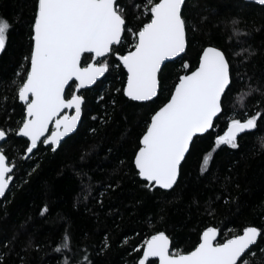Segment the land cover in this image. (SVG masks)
Wrapping results in <instances>:
<instances>
[{
  "label": "trees",
  "instance_id": "1",
  "mask_svg": "<svg viewBox=\"0 0 264 264\" xmlns=\"http://www.w3.org/2000/svg\"><path fill=\"white\" fill-rule=\"evenodd\" d=\"M34 3L0 0V16L13 25L6 50L0 54V127L6 131L15 128L24 115L22 103L14 99L15 87L9 89L8 85L23 58L30 54ZM187 5L184 14L197 30L189 33L187 55L166 63L165 88L154 103L130 102L116 91L123 87L126 72L122 66L115 68L112 56V69L96 85L82 90L87 103L81 121L56 152L40 143L30 159L24 158L27 140L11 132L0 143L9 162L16 165L13 181L0 197V244L17 237L7 247L0 246L2 264H62L63 256L53 249L66 230L70 247L63 253L71 257L72 264H85V255L94 264H136L143 241L159 231L170 238L171 251L187 252L209 226L220 229L219 242L229 233H241L246 226L264 228V151L256 139L264 136V122L258 130L241 134L239 149L227 145L218 148L208 171L201 174L203 156L212 150L215 137L224 134L233 118L231 97L243 86L239 80L233 84L225 113L208 134L195 139L172 190L148 192L135 177L131 161L145 120L184 73V61H189L192 69L197 66L204 46L211 44L224 50L234 69L243 59L234 53L250 46L256 54L239 70H246L254 85H264V6L244 0H187ZM201 17L207 20L202 22ZM233 18L239 20L241 32L248 33L239 37L241 43L232 37L229 22ZM129 43L130 37L123 44L125 51ZM82 59L87 61L88 54ZM67 91L70 95L72 89ZM257 101H264V95L252 96L235 118L264 109V105L257 106ZM90 129L97 131L93 134ZM45 205L49 211L41 216ZM105 242L110 246L101 252ZM260 247L264 248V242ZM252 250L258 252L257 248Z\"/></svg>",
  "mask_w": 264,
  "mask_h": 264
},
{
  "label": "snow or ice",
  "instance_id": "2",
  "mask_svg": "<svg viewBox=\"0 0 264 264\" xmlns=\"http://www.w3.org/2000/svg\"><path fill=\"white\" fill-rule=\"evenodd\" d=\"M255 3L264 6V0H255ZM187 6V0H129V3L125 0H35L30 23V54L23 58L8 85L9 89L15 87L14 99L22 102L24 115L15 128L6 131L0 127V141L6 140L10 132L27 138L25 158L28 159L40 143L56 152L62 141L76 132L81 121L87 103L82 90L96 85L112 69V56L116 59L115 68L122 66L126 71V81L116 91L130 102L154 103V98L158 99L165 88L166 62L182 60L187 55L189 33L197 30L184 14ZM201 20L206 21L207 17ZM229 23L232 37L241 43L239 37L248 33L241 32L238 19L233 18ZM12 26L9 19L0 16V52L6 50ZM129 37L125 51L123 44ZM85 54H88L87 61L82 59ZM255 54L250 46L240 47L234 55L243 59L234 69L227 53L209 44L199 53L194 70L189 61H184L181 66L184 73L178 76L165 101L145 120L131 161L142 189L155 192L174 188L186 154L195 139L208 134L216 119L225 113L226 101L237 80L243 86L231 97L233 118L229 119L224 134L215 137L212 150L203 156L201 174L208 171L218 148L227 145L230 149H239L241 134L258 130L264 122V109L235 118L244 111L252 96L264 95V85H254L252 76L246 70H239ZM68 89H72L70 95ZM261 105L264 101H257V106ZM50 129V135H46ZM90 131L95 134L97 130ZM256 139L264 151V136ZM15 168V163L9 162L5 149L0 147V197L9 189ZM84 196L88 198L87 193ZM48 211L45 205L40 215ZM219 232L217 227H206L199 243L187 252L171 251L169 237L164 231L156 232L143 241L142 249L138 250L142 255L136 264H150L149 258L153 257L158 258L159 264H241V261L242 264H264V248L260 247V242H264V228L246 226L242 233H229L222 243L217 239ZM16 238L13 236L8 244L0 246L7 247ZM109 246L105 242L101 252ZM69 247L70 236L66 230L61 243L53 249L63 256L62 264H72L71 257L63 253ZM2 261L0 256V264ZM84 261L94 264L87 255Z\"/></svg>",
  "mask_w": 264,
  "mask_h": 264
},
{
  "label": "water",
  "instance_id": "3",
  "mask_svg": "<svg viewBox=\"0 0 264 264\" xmlns=\"http://www.w3.org/2000/svg\"><path fill=\"white\" fill-rule=\"evenodd\" d=\"M244 1H250V2H253V3H255V0H244ZM256 4V3H255ZM208 46V45H207ZM0 54H1V52H0ZM167 63V62H166ZM198 64V63H197ZM194 70V69H193ZM126 72V71H125ZM102 78V77H101ZM100 78V79H101ZM99 81V80H98ZM125 81H126V78H125ZM92 86H90V88H91ZM174 88V87H173ZM19 101V100H18ZM20 102V101H19ZM20 103H22V102H20ZM78 125H79V123H78ZM228 127V126H227ZM226 130H227V128H226ZM225 130V131H226ZM50 132H51V129H50V131H49V133H47L46 135H50ZM72 135V134H71ZM24 138V137H23ZM67 138V137H66ZM26 140H27V138H25ZM3 141H0V143H2ZM31 155V154H30ZM187 155V154H186ZM24 158H25V154H24ZM209 227H213V226H209ZM203 231V230H202ZM242 233V232H241ZM152 235H154V234H152ZM151 236V235H150ZM149 236V237H150ZM218 238V237H217ZM199 243V242H198ZM222 243V242H221ZM169 247H170V238H169ZM191 251V250H190ZM142 255V254H141ZM149 259H154V260H156V264H159V260H158V258H149Z\"/></svg>",
  "mask_w": 264,
  "mask_h": 264
},
{
  "label": "flooded vegetation",
  "instance_id": "4",
  "mask_svg": "<svg viewBox=\"0 0 264 264\" xmlns=\"http://www.w3.org/2000/svg\"><path fill=\"white\" fill-rule=\"evenodd\" d=\"M149 260H153V261H155V264H156V260H154V259H149ZM147 263V262H146Z\"/></svg>",
  "mask_w": 264,
  "mask_h": 264
}]
</instances>
